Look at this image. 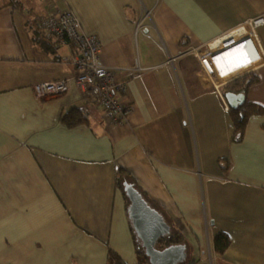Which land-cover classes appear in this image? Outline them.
<instances>
[{"label":"crops","instance_id":"0c3cea01","mask_svg":"<svg viewBox=\"0 0 264 264\" xmlns=\"http://www.w3.org/2000/svg\"><path fill=\"white\" fill-rule=\"evenodd\" d=\"M57 12L100 39L125 86L124 122L87 107L76 84L36 98V85L76 74L71 45L44 30L34 40ZM258 17L264 0H0V264H107L110 250L137 264L121 168L185 235L188 263L264 264V112L235 142V79L210 76L195 54ZM258 37L262 61L239 78H255L245 103L264 110V26ZM72 111L88 122L68 128Z\"/></svg>","mask_w":264,"mask_h":264},{"label":"built area","instance_id":"2783aa9c","mask_svg":"<svg viewBox=\"0 0 264 264\" xmlns=\"http://www.w3.org/2000/svg\"><path fill=\"white\" fill-rule=\"evenodd\" d=\"M262 26L263 17L250 19L227 35L211 42L205 53L195 52L204 70L223 82L239 78L246 70L234 77L219 78L220 73L215 59L226 53L227 49L229 52L247 42L252 43L253 54L261 56L262 46L257 31ZM38 27L61 43L73 47L71 64L75 67L76 74L72 78L36 85L34 88L36 98L39 101L56 99L67 94L72 85L76 84L84 93L87 107L102 108L114 123L124 122L129 110L122 102L120 93L124 92L125 86L118 83L113 72L102 64L100 39L96 35L82 33L81 22L72 12L48 15L38 21ZM256 64L258 63L250 68Z\"/></svg>","mask_w":264,"mask_h":264},{"label":"trees","instance_id":"16d2710c","mask_svg":"<svg viewBox=\"0 0 264 264\" xmlns=\"http://www.w3.org/2000/svg\"><path fill=\"white\" fill-rule=\"evenodd\" d=\"M35 29H36L35 32L38 35L35 34L34 40L40 46L41 42L39 40V38H40L39 36L43 35V34L38 27H36ZM254 81H255V78L247 79L246 77H241V78L229 83L228 86L231 88L230 89L227 88V90L234 91L235 93H241L248 85L252 84ZM263 112H264V110L262 109V107H260L258 104L250 103V102L245 103V105L240 109L230 110V115H231V118L233 120V124H234V128H235V132H234V136H233V139L235 142H241L243 140L249 119L252 116L261 114ZM62 122L65 125H67L68 128H73V127H77V126L86 124L88 122V119L85 116V114H83V112L72 111V112L63 116ZM126 172L127 171L122 169V168L119 169V178L117 180L118 187L123 191H124L125 183L127 182L125 180H129L128 183H131L130 177L127 176ZM132 184H134V183H132ZM134 186L140 191V189L137 187V185L134 184ZM142 195L145 197V195L143 193H142ZM145 199H147V201H149V203L152 205V203L150 202V200L147 197H145ZM129 204H130V201L126 197L127 212H128ZM153 207L156 209L155 206H153ZM160 210H162V209H159V211ZM161 214L163 215V217L165 218L167 223H169L171 226H173L171 220L168 219L164 210L161 211ZM129 223H130L131 230L133 233V237L135 240L139 264H150L149 258L146 256L143 244L140 242V240L137 239V237L134 233V230H133L132 223L130 220H129ZM172 229H173V227H172ZM178 244H186V237L181 232L173 229L171 237H168V238L160 241V243L157 246H158V249H165L171 245H178ZM230 245H231V238L229 237V235H227L225 233H221L214 239L213 249L219 255H224L227 252V250L229 249ZM107 264H127V263L120 257L119 254H117L113 250H110L109 254H108V263Z\"/></svg>","mask_w":264,"mask_h":264},{"label":"water","instance_id":"95a60500","mask_svg":"<svg viewBox=\"0 0 264 264\" xmlns=\"http://www.w3.org/2000/svg\"><path fill=\"white\" fill-rule=\"evenodd\" d=\"M225 98L234 109L243 106L246 102L245 92L227 91ZM124 192L130 201L129 220L133 225L134 233L143 244L150 264H184L188 259L186 244L171 245L162 250L157 248L160 241L172 235V228L163 215L145 199L133 184L126 182Z\"/></svg>","mask_w":264,"mask_h":264},{"label":"bare ground","instance_id":"6f19581e","mask_svg":"<svg viewBox=\"0 0 264 264\" xmlns=\"http://www.w3.org/2000/svg\"><path fill=\"white\" fill-rule=\"evenodd\" d=\"M253 51H254V49H253L252 43L247 42L246 44L243 43V45L238 46L234 49H231L229 52H226L223 55H221L220 57L216 58L215 61L218 65V69H219V73H220L219 78H222V77L225 78L228 76L234 77V76L242 73L244 70L249 69L255 63L261 62L262 61L261 56L253 54ZM51 100H54V99H51ZM48 101H50V100H48ZM172 232H173V230H172ZM137 239H138V237H137ZM157 248H158V246H157ZM160 250H162V249H160ZM187 261H188V259H187Z\"/></svg>","mask_w":264,"mask_h":264},{"label":"rangeland","instance_id":"374dc122","mask_svg":"<svg viewBox=\"0 0 264 264\" xmlns=\"http://www.w3.org/2000/svg\"><path fill=\"white\" fill-rule=\"evenodd\" d=\"M257 33H258V31H257ZM259 34L262 36V33H261V31H259ZM261 36H260V38H261ZM188 241L190 242V244H191V248H192V245H193V241L191 240V239H188ZM188 247V246H187ZM190 250V249H189ZM138 260V259H137ZM137 264H139V260L137 261ZM185 264H191V263H188V262H185ZM199 264H202V263H199Z\"/></svg>","mask_w":264,"mask_h":264}]
</instances>
